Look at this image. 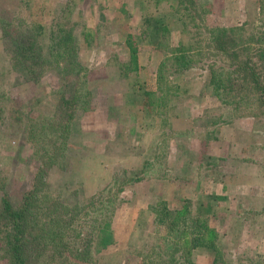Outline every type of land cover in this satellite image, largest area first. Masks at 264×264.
Listing matches in <instances>:
<instances>
[{"label": "rangeland", "instance_id": "1", "mask_svg": "<svg viewBox=\"0 0 264 264\" xmlns=\"http://www.w3.org/2000/svg\"><path fill=\"white\" fill-rule=\"evenodd\" d=\"M262 8L264 0H0V202L18 208L36 182L30 264L39 253L50 264H146L167 235L151 206L182 197L216 228L217 264H264V114L236 115L206 86L205 64L174 67L195 34L261 26ZM4 24L43 47L50 26L73 28L81 74L47 57L37 81H25L3 52ZM7 230L0 218V249ZM214 253L198 247L191 258L213 264ZM0 264H11L2 251Z\"/></svg>", "mask_w": 264, "mask_h": 264}, {"label": "trees", "instance_id": "2", "mask_svg": "<svg viewBox=\"0 0 264 264\" xmlns=\"http://www.w3.org/2000/svg\"><path fill=\"white\" fill-rule=\"evenodd\" d=\"M0 21L4 22L3 19ZM49 29L51 33L48 36L49 41L43 47L29 34L9 35L8 25H2V39L5 43L3 52L9 55L10 69L27 82L37 81V63L42 59L48 61L47 57H51L58 64L63 61L67 76L78 77L81 74L82 68L75 62L76 56L73 53L75 49V43H72L75 41L73 28L58 24L54 28L50 26ZM206 36L205 39L202 36L198 38L195 34L187 46L177 49V52L184 50L187 55L174 54L175 69L182 72L188 71L192 64H205L208 75L205 79L206 86L212 89L214 96L226 97L225 101L233 106L236 115L254 117L257 113L264 114V23L261 26H252L247 31L244 23L218 26L210 29ZM126 41L130 68L137 70V46L131 35L127 36ZM62 99L63 103L68 104V100L64 97ZM75 100L76 98H73L70 101ZM132 181L137 180L133 178ZM35 186L36 182L33 181L18 208L13 207L5 196L1 198L0 218L6 219L8 230L0 251L5 253L11 264H30L28 256L31 252L29 251L31 243L37 240L35 238L30 240L31 237L27 235L29 236L27 238L25 233L26 222L28 223L31 215L29 191ZM180 200L179 205H170L168 201L161 200L151 206L155 224L163 226L167 235L158 256H153L154 258L146 264H194L191 253L198 247L215 252L213 264H217L216 228L209 224L207 215H198L192 211L188 198L182 197ZM89 251V247L86 246L84 255L87 256ZM43 255L37 254L34 263L31 264H50V261L41 258Z\"/></svg>", "mask_w": 264, "mask_h": 264}]
</instances>
